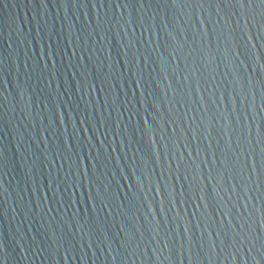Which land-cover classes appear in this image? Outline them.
I'll return each mask as SVG.
<instances>
[{
    "label": "water",
    "instance_id": "1",
    "mask_svg": "<svg viewBox=\"0 0 264 264\" xmlns=\"http://www.w3.org/2000/svg\"><path fill=\"white\" fill-rule=\"evenodd\" d=\"M0 264H264V0H0Z\"/></svg>",
    "mask_w": 264,
    "mask_h": 264
}]
</instances>
